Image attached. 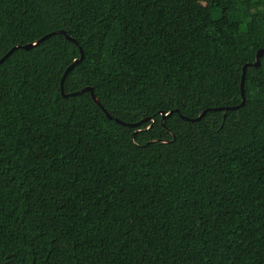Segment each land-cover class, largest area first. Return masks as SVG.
Here are the masks:
<instances>
[{
    "label": "trees",
    "instance_id": "1",
    "mask_svg": "<svg viewBox=\"0 0 264 264\" xmlns=\"http://www.w3.org/2000/svg\"><path fill=\"white\" fill-rule=\"evenodd\" d=\"M56 31L0 65V264H264V55L182 118L241 105L264 0H0V59ZM82 53L66 94L153 121L64 97Z\"/></svg>",
    "mask_w": 264,
    "mask_h": 264
},
{
    "label": "water",
    "instance_id": "2",
    "mask_svg": "<svg viewBox=\"0 0 264 264\" xmlns=\"http://www.w3.org/2000/svg\"><path fill=\"white\" fill-rule=\"evenodd\" d=\"M56 34H63V35H66L67 38L73 42H75L76 44H78L72 37L68 36L67 33L65 31H56V32H53L51 34H48L46 36H44L43 38H41L40 40H37L36 42H33V43H30V44H27V45H24V46H15L14 48H12L4 57H2L0 59V65L17 49H20V48H23V49H26V50H29L31 48H34L36 46H38L40 43H42L44 40L48 39L49 37L53 36V35H56ZM264 55V48L263 49H260L258 52H257V57H256V61L254 63H248L246 64L244 67H243V74H242V82H241V91H242V103L240 106H237V107H229V108H220V109H207L205 111H203L197 118H188V117H185V116H182L183 119L187 120V121H190V122H196V121H200L210 110H223L225 109V111H232V110H235V109H238L239 107H242L246 104V95H245V77H246V71H247V68L248 67H259L261 65V59ZM84 58V55L82 53V56L80 59H77L71 66H69V68L66 70L65 74H64V77L62 79V86H61V91H62V94L64 97H70V96H76V95H80L81 93L85 92V91H90L91 92V95H92V98L93 100L104 110L106 116L110 119H114L102 106L101 102L99 101V99L97 98V96L94 94V91L92 88L90 87H87L83 90H80L78 92H75V93H72V94H66L64 92V82L66 80V77L68 76V74L70 73V71L74 68L75 65L79 64ZM175 111H170L168 112L167 114H165L164 112H161V115H162V121H164L165 119L167 118H170L173 113ZM176 112H178V110H176ZM226 117V114L225 116ZM116 122H118L119 124L121 125H124V126H129V127H138L140 125H142L144 122H147V121H153L152 118H147V119H144L138 123H133V124H129V123H125V122H122L121 120L119 119H114ZM151 127V126H150ZM149 127V128H150ZM164 142V141H163Z\"/></svg>",
    "mask_w": 264,
    "mask_h": 264
}]
</instances>
